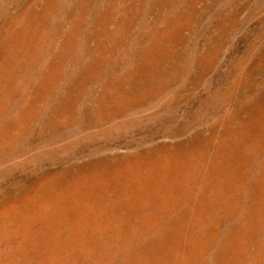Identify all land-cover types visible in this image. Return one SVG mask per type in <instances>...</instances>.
Here are the masks:
<instances>
[{"label": "rangeland", "instance_id": "rangeland-1", "mask_svg": "<svg viewBox=\"0 0 264 264\" xmlns=\"http://www.w3.org/2000/svg\"><path fill=\"white\" fill-rule=\"evenodd\" d=\"M0 264H264V0H0Z\"/></svg>", "mask_w": 264, "mask_h": 264}]
</instances>
